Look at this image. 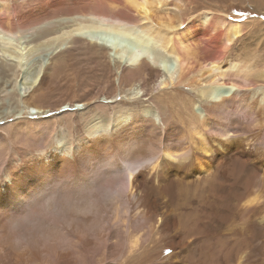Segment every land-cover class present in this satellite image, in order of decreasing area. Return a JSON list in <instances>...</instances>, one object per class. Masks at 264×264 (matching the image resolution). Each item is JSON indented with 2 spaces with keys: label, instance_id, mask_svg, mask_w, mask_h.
<instances>
[{
  "label": "bare ground",
  "instance_id": "obj_1",
  "mask_svg": "<svg viewBox=\"0 0 264 264\" xmlns=\"http://www.w3.org/2000/svg\"><path fill=\"white\" fill-rule=\"evenodd\" d=\"M186 4L190 0H53L54 14L42 24L47 15L28 11L14 20L8 5L0 1V56L7 63L0 62V73L3 69L16 73L25 51L41 46L47 52L34 78L24 83V96H18L23 108L9 122L3 112L0 115V131L11 137L9 145L0 139V174L6 176L0 181V212L19 210L26 198L69 164L74 168L73 183L83 186L87 180L80 167L99 163L106 151L117 158L132 148L152 154L150 166L128 176L127 199L108 210L97 233L79 236L71 250L53 254L49 264H129L131 260L151 264L147 259L155 256L152 264H185L193 245H201V232L196 225L181 229L180 214L170 204L173 182L191 191L192 186L208 183L218 194L214 203L224 199L223 184L228 185L229 196L242 184L243 192L233 195L240 225L259 213L264 223V204L253 191L254 178L246 177L253 159L264 157V138L236 135L248 125L264 123V57L242 60L233 54L249 23L210 9L191 19ZM110 37L132 38L140 49L120 51ZM13 39L26 41L12 45ZM151 44L171 59L172 72L163 69L169 62L161 54L145 50ZM75 45H84L90 56L99 57L100 66H106L110 57L116 59L115 93L102 102L95 97L58 106L44 102V91L61 75L63 55ZM181 87L195 97L179 93ZM169 99L174 100L172 108ZM193 101L199 103L201 113L193 110ZM62 106L68 110L62 111ZM90 106L93 113L87 114ZM74 111L83 121L73 120ZM175 123H184L190 138L186 134L175 141ZM70 147L71 160L65 156ZM37 152L44 154H33ZM217 181L221 182L216 187ZM182 220L185 224L187 217ZM207 223L205 231L217 222ZM236 228L225 230L232 233ZM0 264L38 262L31 253H0Z\"/></svg>",
  "mask_w": 264,
  "mask_h": 264
},
{
  "label": "rangeland",
  "instance_id": "obj_2",
  "mask_svg": "<svg viewBox=\"0 0 264 264\" xmlns=\"http://www.w3.org/2000/svg\"><path fill=\"white\" fill-rule=\"evenodd\" d=\"M0 1H3L6 5H8L11 12L10 14L14 20L20 16H24L22 13L25 14L28 11H35L24 6L23 0ZM190 3L191 4H186L184 8L187 13L186 16L191 19L199 13H202L205 9H210L213 12L225 13L230 18L239 19L242 20V22L249 23L247 24L248 31H245L246 35L244 34L241 38L244 41L239 40L240 42L238 41L234 44L233 48L235 51H233V54L237 53L238 58H241L242 60L245 58L249 59L252 56H258L259 58L264 57V0H190ZM51 16L52 15H47L46 18L41 19L42 22H39L42 24L50 22L49 20L51 19ZM29 33L30 31L26 34L27 37ZM20 35L21 34H18V36ZM109 39L113 45H116L118 50L123 52H127L129 50L134 51L136 50L135 48H137L136 46H138L136 41L134 42L132 38L128 39L124 37L123 40L126 39V41H118L116 38L111 37ZM23 41L26 40L21 39L17 41V39H13L12 45L16 42ZM40 42L42 41L35 42L33 44L37 45ZM118 45H121V47ZM125 46L127 50H125ZM43 48L44 47L39 46V49L37 50L25 51L19 65L15 67L14 70L16 73L13 75L7 69H3V73H0V115H2V112L4 113L2 115L4 116V121H7L8 118L9 120L13 119V117L18 114V111H20L19 109L23 108V101L20 100V97L24 96V83L34 78L37 64L45 60L47 52ZM81 48L78 45L72 46L69 50L71 52H67L63 55L65 62H61V67L58 69L61 75H59L56 80L50 82L49 88L44 91V102L58 106L63 103L65 104L68 101H83L86 97H95L102 102L104 101V96L109 98L115 93V85L117 84L116 59L110 57L111 59H107L106 66H100L98 63L99 57L95 58V56H90V54H88V49L84 47V45ZM137 49L139 50L140 48L138 47ZM146 49L153 54L158 52L157 54H161L160 57L162 59L169 62L168 64L165 62V67L163 68L166 70L165 72H172L175 69L171 59L166 56L165 52L161 53V51L159 53V50L155 49L152 44L150 47L146 46L145 50ZM199 55H201V53L197 52V56ZM0 58V62L2 61L3 64L7 65V63L4 62L5 59L1 56ZM67 74L69 76H67ZM161 76L163 77V73L158 72V77ZM179 93H186L193 98L195 97L189 88L181 87L179 88ZM19 95L20 101L18 100ZM256 95L258 96L259 94ZM117 96V100L122 98V95L119 96L118 93ZM21 99H24V97ZM169 101L172 105L169 104L168 106L169 108H172L174 100L169 99ZM193 103V110L197 113H201L202 109L199 103L194 101ZM65 106L61 107L62 111L68 110L64 108ZM2 108H4L7 112ZM78 110L80 111L81 109ZM73 113L74 116L72 118L74 121H83V116H79L75 113V111ZM86 113H93L92 106L88 108ZM172 118L176 119L177 117L172 115ZM9 120L7 122H9ZM183 121L184 120H182V122ZM262 128L264 129V123L258 125L257 127L248 125L242 132H238L236 135L243 138L248 137L247 139H256L257 137L263 139L264 130ZM186 134L188 135V138H190L191 135L188 131V127L183 123L182 125L174 128L173 138L175 141H182L181 138H184ZM0 139L8 145L11 142V137L9 138V135L3 131H0ZM14 148L20 150L18 145H15ZM246 177L252 179L254 178L253 191L260 196L261 202L264 204L263 156L253 159L247 168ZM220 182L221 181H217L215 186L220 184ZM207 186L208 183L192 186L195 187L192 191L185 189L183 186L175 182H173L171 186V195L169 197L171 200L170 204L171 207L180 214L179 219L181 226H183L181 229L187 231L196 225L201 232V245H193L190 249V256H186L185 264H264V223L260 220L261 214L259 213L254 215L253 218L250 216L251 220L248 219L246 224L243 226L240 225L242 224V221H240L239 217L236 215V205L238 202L233 195L235 193L239 194L243 192V188H241L242 184L233 188L232 196H229L230 193H228V185L223 184L221 194L223 193L224 199L222 202L217 201L216 203L212 200L214 197H218V194L216 191L212 192L210 187L208 188ZM214 215L217 216L214 217ZM219 216H223L222 222L219 221ZM186 217L187 220L185 224H183L182 219H185ZM215 222L217 223L214 227L205 231L203 227L206 223L209 224ZM233 227L237 228L234 229L232 233H228L226 231L227 229H232ZM168 254H173V252H168ZM162 255L163 254H161L160 257H162ZM156 258L158 257L155 256V258L151 260L147 259V263L152 264ZM110 260L112 259H108L106 262L110 263ZM141 262L145 264L143 260H131L129 264H141Z\"/></svg>",
  "mask_w": 264,
  "mask_h": 264
},
{
  "label": "clouds",
  "instance_id": "obj_3",
  "mask_svg": "<svg viewBox=\"0 0 264 264\" xmlns=\"http://www.w3.org/2000/svg\"><path fill=\"white\" fill-rule=\"evenodd\" d=\"M65 156L73 158L71 147ZM104 157L80 167L86 185L73 183L74 168L69 164L46 187L26 198L19 210L0 212V253H31L38 264H49L53 254L71 250L79 236H94L108 210L127 199L128 176L153 162L152 154L141 148L128 149L123 158L107 151ZM4 179L0 174V181Z\"/></svg>",
  "mask_w": 264,
  "mask_h": 264
},
{
  "label": "snow or ice",
  "instance_id": "obj_4",
  "mask_svg": "<svg viewBox=\"0 0 264 264\" xmlns=\"http://www.w3.org/2000/svg\"><path fill=\"white\" fill-rule=\"evenodd\" d=\"M57 3H68L71 2V0H56ZM24 6L35 10L41 17L45 15H53V0H23ZM41 27H44V25H41ZM181 28H184L185 25H181ZM210 39L208 37L205 38ZM167 252H171V249H168Z\"/></svg>",
  "mask_w": 264,
  "mask_h": 264
}]
</instances>
